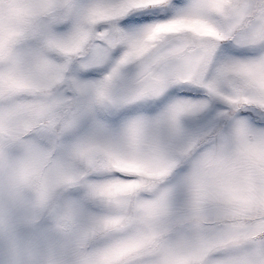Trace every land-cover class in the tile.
I'll return each instance as SVG.
<instances>
[{"label": "rangeland", "instance_id": "1", "mask_svg": "<svg viewBox=\"0 0 264 264\" xmlns=\"http://www.w3.org/2000/svg\"><path fill=\"white\" fill-rule=\"evenodd\" d=\"M55 0H9L0 8V264H236L241 250L264 239V133L233 122L239 112L264 110V72H231L202 82V57L223 43L264 49V30L249 31L262 0H208L214 20L171 17L129 39L115 28L127 11L163 0H94L86 22L65 45L43 37ZM71 0H64L70 3ZM242 14L226 30L229 11ZM102 25L109 28L93 35ZM97 40L125 53L77 109L58 97L69 73ZM27 50L50 57L48 83L12 74ZM97 62L101 63L99 55ZM134 73L131 91L117 88ZM166 82L189 84L203 95L179 101L155 132L164 142L151 170L86 144L103 130L94 121L114 104L156 97ZM79 111V115H74ZM83 145V146H82ZM119 178L91 181L93 176ZM199 177L202 213L186 215L183 200H168L179 176ZM209 217L232 221L208 235L179 229ZM250 229H254L251 230Z\"/></svg>", "mask_w": 264, "mask_h": 264}, {"label": "snow or ice", "instance_id": "2", "mask_svg": "<svg viewBox=\"0 0 264 264\" xmlns=\"http://www.w3.org/2000/svg\"><path fill=\"white\" fill-rule=\"evenodd\" d=\"M94 6V0H55L43 5L50 19L37 25L39 33L48 40L56 41L62 46L74 39L79 30L86 26ZM208 0H163L159 6L135 8L117 21L115 28L130 40L141 38L146 29L158 22L167 21L171 17L185 19L214 20L208 9ZM240 6L229 11V20L222 27L226 30L235 23L242 14ZM255 8L257 21L250 25L249 31L257 28L264 30V0L252 5ZM108 25L97 27L93 35L108 29ZM125 48H113L104 40H97L91 51L82 49V59L78 66L69 73L71 79H66L61 87L64 89L58 99L68 106L78 110L90 103L91 91L103 84L110 75L111 68L122 58ZM99 55L101 63L97 62ZM50 63V57L41 51L27 50L20 53L12 66L13 75L29 82L48 83L44 68ZM235 72L244 76L249 72H264V49H248L236 47L232 43H223L210 54L202 57L199 77L202 82ZM134 73L122 76L117 88L131 91L135 86ZM203 93L189 84L166 82L161 92L154 98L142 99L130 106L114 104L105 114L94 121V126L103 130L101 136H92L86 144L98 145L124 160H130L149 170L154 161L164 158V142L155 129L165 118L167 111L179 101H198ZM79 115V111L74 113ZM242 121L252 130L264 133V110H248L239 112L233 117V122ZM83 146V145H82ZM118 173L111 176H93L91 181L116 179ZM199 177L192 175L179 176L166 194L165 201L183 200L188 211L186 215L202 213L199 208V197L196 183ZM258 226L264 227V216L259 218ZM254 230V229H250ZM236 264H264V239L254 242L241 250Z\"/></svg>", "mask_w": 264, "mask_h": 264}, {"label": "clouds", "instance_id": "3", "mask_svg": "<svg viewBox=\"0 0 264 264\" xmlns=\"http://www.w3.org/2000/svg\"><path fill=\"white\" fill-rule=\"evenodd\" d=\"M9 0H0V8L6 9L8 7ZM232 221L218 222L214 217H209L207 223L197 226L195 222H188L183 225L179 231L185 232L189 237H197L202 235H208L211 230L220 229ZM163 255L154 257L152 264H163Z\"/></svg>", "mask_w": 264, "mask_h": 264}]
</instances>
